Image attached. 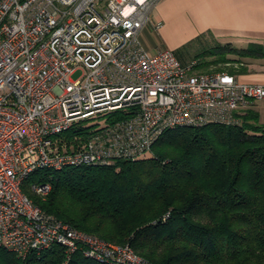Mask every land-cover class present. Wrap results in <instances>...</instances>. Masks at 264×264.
I'll use <instances>...</instances> for the list:
<instances>
[{"label":"built area","instance_id":"1","mask_svg":"<svg viewBox=\"0 0 264 264\" xmlns=\"http://www.w3.org/2000/svg\"><path fill=\"white\" fill-rule=\"evenodd\" d=\"M160 1L0 0V250L25 258L57 245L68 258L150 264L130 245L47 216L26 180L41 169L144 158L166 130L230 125L264 99L263 85L148 51L141 36L162 29L153 18ZM31 190L45 199L52 185Z\"/></svg>","mask_w":264,"mask_h":264},{"label":"trees","instance_id":"2","mask_svg":"<svg viewBox=\"0 0 264 264\" xmlns=\"http://www.w3.org/2000/svg\"><path fill=\"white\" fill-rule=\"evenodd\" d=\"M226 49L264 57L261 44ZM35 183L52 185L46 200L32 199ZM23 189L47 216L150 264H264V125L251 109L230 125L166 130L144 158L38 170ZM0 264L109 263L56 245L24 259L1 249Z\"/></svg>","mask_w":264,"mask_h":264},{"label":"crops","instance_id":"3","mask_svg":"<svg viewBox=\"0 0 264 264\" xmlns=\"http://www.w3.org/2000/svg\"><path fill=\"white\" fill-rule=\"evenodd\" d=\"M153 18L162 22L163 27L158 32L168 42L180 38L182 44L193 37L204 38L206 47L193 55L199 60L198 72L204 73L203 68L209 70L206 73L231 70L241 82L264 86V57L240 58L229 49L221 50L225 46L244 49L252 43L264 48V0H161ZM175 47H171V51ZM148 51L153 53L157 49ZM214 51L216 54L211 55ZM223 55L228 60H238L230 61L238 68L232 70L228 63L217 64ZM178 58L185 64L192 61L183 56ZM217 66L223 68L217 69ZM251 110L259 115V124L264 125V99Z\"/></svg>","mask_w":264,"mask_h":264},{"label":"rangeland","instance_id":"4","mask_svg":"<svg viewBox=\"0 0 264 264\" xmlns=\"http://www.w3.org/2000/svg\"><path fill=\"white\" fill-rule=\"evenodd\" d=\"M176 40L175 41H172V42H168L167 40H165L164 38L161 37L160 35V32H155L153 31V29L151 30V28H147L144 30L142 36H141V41H142V44L144 47H146L148 50H153V49H157V50H170L171 51V47H175V49H173L172 51H174L175 55L177 53L176 56L180 57L183 56L185 59H190L193 55L197 54V53H200L201 51H203V48L206 47L205 46V41H204V38L203 37H193L191 38L190 40L184 42L181 44L180 42V38H175ZM178 40V41H177ZM179 59V58H178ZM193 59H198V58H195V56H193V58H191V60ZM180 60V59H179ZM230 65H227L229 66V68H232L235 69V68H238V67H235L233 63H229ZM224 66V65H223ZM222 69L221 66H217V69ZM209 70L208 69H204L203 68V71L204 73L208 72ZM84 74V71L82 69H79L77 70L71 77L72 80H78L80 79ZM96 122L92 121V122H87V124H94ZM100 125H103V122L101 121ZM31 194H32V199L34 200L35 198L36 199H40L41 201H44L46 200L35 195L32 190H30ZM130 217L128 219V222H133L135 219H134V216H128ZM67 224V223H65ZM108 242V241H107ZM108 243H111V244H114V245H118V243H112V242H108ZM121 244V243H120ZM127 245V244H126ZM126 245H123V246H126ZM14 255H16L17 257L19 258H22L24 259V257H20L18 254L16 253H13Z\"/></svg>","mask_w":264,"mask_h":264}]
</instances>
